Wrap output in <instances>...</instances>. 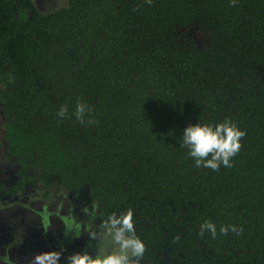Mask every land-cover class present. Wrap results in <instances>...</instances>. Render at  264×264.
<instances>
[{
  "label": "trees",
  "instance_id": "trees-1",
  "mask_svg": "<svg viewBox=\"0 0 264 264\" xmlns=\"http://www.w3.org/2000/svg\"><path fill=\"white\" fill-rule=\"evenodd\" d=\"M0 112L10 154L100 227L133 211L147 264H264V0H0ZM226 119L233 166L197 167L184 129Z\"/></svg>",
  "mask_w": 264,
  "mask_h": 264
},
{
  "label": "flooded vegetation",
  "instance_id": "flooded-vegetation-1",
  "mask_svg": "<svg viewBox=\"0 0 264 264\" xmlns=\"http://www.w3.org/2000/svg\"><path fill=\"white\" fill-rule=\"evenodd\" d=\"M96 213L93 203H79L62 185L46 184L10 154L0 112V264H31L50 251L61 252L59 264L76 253L94 258L111 252ZM140 264H147L144 258Z\"/></svg>",
  "mask_w": 264,
  "mask_h": 264
},
{
  "label": "clouds",
  "instance_id": "clouds-1",
  "mask_svg": "<svg viewBox=\"0 0 264 264\" xmlns=\"http://www.w3.org/2000/svg\"><path fill=\"white\" fill-rule=\"evenodd\" d=\"M148 4L152 0H146ZM236 0H233L235 6ZM143 107V106H142ZM92 109L84 102L77 99L75 112L76 119L84 125L95 124L91 118ZM61 119L70 118L67 105L62 106L58 113ZM246 136L238 126L230 121L224 120L216 125L196 124L189 125L183 132V145L188 149V155L194 159L197 167L210 168L219 171L221 165L231 168L232 158L235 157L242 147L241 139ZM134 213L131 209L126 213L117 216L113 213L101 224L103 236L110 238L111 252H101L94 258L85 253H76L68 257V264H140L146 251L144 242L136 235ZM220 234L227 235L229 231L240 235L242 228L235 225L220 226ZM205 232L211 233L213 238L217 236V227L211 221H205L200 226L199 235L204 236ZM95 239V236L92 237ZM179 240V236L173 238ZM61 252L50 251L36 255L31 264H59Z\"/></svg>",
  "mask_w": 264,
  "mask_h": 264
},
{
  "label": "rangeland",
  "instance_id": "rangeland-1",
  "mask_svg": "<svg viewBox=\"0 0 264 264\" xmlns=\"http://www.w3.org/2000/svg\"><path fill=\"white\" fill-rule=\"evenodd\" d=\"M35 9L42 14H49L66 7V0H31Z\"/></svg>",
  "mask_w": 264,
  "mask_h": 264
}]
</instances>
